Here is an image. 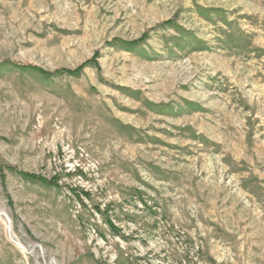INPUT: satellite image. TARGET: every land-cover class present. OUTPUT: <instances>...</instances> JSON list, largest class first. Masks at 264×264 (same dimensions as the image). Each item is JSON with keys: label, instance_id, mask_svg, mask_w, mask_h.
Here are the masks:
<instances>
[{"label": "rangeland", "instance_id": "374dc122", "mask_svg": "<svg viewBox=\"0 0 264 264\" xmlns=\"http://www.w3.org/2000/svg\"><path fill=\"white\" fill-rule=\"evenodd\" d=\"M262 46L264 0H0V264H264Z\"/></svg>", "mask_w": 264, "mask_h": 264}, {"label": "crops", "instance_id": "0c3cea01", "mask_svg": "<svg viewBox=\"0 0 264 264\" xmlns=\"http://www.w3.org/2000/svg\"><path fill=\"white\" fill-rule=\"evenodd\" d=\"M256 48V46H251V48ZM262 48H264V46H262ZM241 57V56H240ZM241 61V60H240ZM251 61V57H248L247 60H245V63H248ZM242 63V61H241ZM249 64V63H248ZM239 67L242 69L241 64L239 65ZM252 81H254L253 76L250 77ZM235 85L237 84L236 82L234 83ZM234 100V108H238V110H244V111H250V107L249 104H247L245 101H250L247 97H245V95H239L238 93L234 94L233 97ZM250 116V114H249ZM248 121H245V128H249L248 127Z\"/></svg>", "mask_w": 264, "mask_h": 264}, {"label": "trees", "instance_id": "16d2710c", "mask_svg": "<svg viewBox=\"0 0 264 264\" xmlns=\"http://www.w3.org/2000/svg\"><path fill=\"white\" fill-rule=\"evenodd\" d=\"M34 69H36V67H33ZM78 71V70H77ZM76 71V72H77ZM24 176L26 178H29V179H32V180H35L37 179L38 177H36L35 175H30V174H24ZM108 222V225L110 226V229L113 230V231H117L118 232V229L115 227V225L112 223V221H110L109 219L107 220Z\"/></svg>", "mask_w": 264, "mask_h": 264}]
</instances>
